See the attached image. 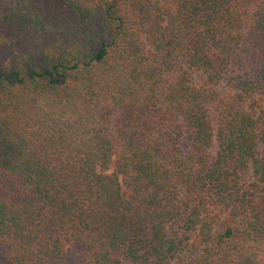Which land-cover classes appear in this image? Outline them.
I'll return each mask as SVG.
<instances>
[{"label":"trees","instance_id":"16d2710c","mask_svg":"<svg viewBox=\"0 0 264 264\" xmlns=\"http://www.w3.org/2000/svg\"><path fill=\"white\" fill-rule=\"evenodd\" d=\"M263 86L264 0H0V264H264Z\"/></svg>","mask_w":264,"mask_h":264},{"label":"rangeland","instance_id":"374dc122","mask_svg":"<svg viewBox=\"0 0 264 264\" xmlns=\"http://www.w3.org/2000/svg\"><path fill=\"white\" fill-rule=\"evenodd\" d=\"M196 80L200 83V76L195 75ZM256 98L264 102V86L256 95ZM191 147L189 141H184L182 143V154L186 155L187 151ZM214 151V148L212 149ZM253 181V176L251 169H245L241 172L240 182L243 186V189L246 191H250V183ZM89 258V251L81 245H71L70 250L67 253L64 262L61 264H87V260Z\"/></svg>","mask_w":264,"mask_h":264}]
</instances>
